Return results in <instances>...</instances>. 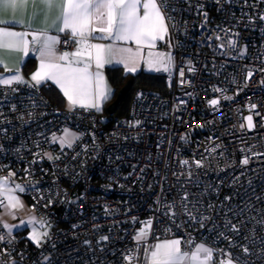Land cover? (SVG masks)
<instances>
[{"label": "built area", "instance_id": "1", "mask_svg": "<svg viewBox=\"0 0 264 264\" xmlns=\"http://www.w3.org/2000/svg\"><path fill=\"white\" fill-rule=\"evenodd\" d=\"M167 3L158 49L171 53L172 69L161 93L133 90L126 116L104 120L94 109L55 105L38 87L0 86V178L24 186L16 194L49 226L38 247L0 222V264H147L145 250L172 239L185 251L205 243L216 261L225 250L242 264H264V2ZM59 40L57 53L74 48L67 33ZM65 130L79 137L72 147L58 141ZM189 213L207 217L204 227Z\"/></svg>", "mask_w": 264, "mask_h": 264}, {"label": "snow or ice", "instance_id": "2", "mask_svg": "<svg viewBox=\"0 0 264 264\" xmlns=\"http://www.w3.org/2000/svg\"><path fill=\"white\" fill-rule=\"evenodd\" d=\"M34 3L41 6V11L50 8H57L58 15L53 21V28L59 33H67L70 40L75 42L77 48L74 52H64L56 55L55 46L60 43L59 37L56 35H49L48 29L38 30L32 34V40L26 41L24 38L26 33L11 32L7 29L0 28V38L4 36L16 37L18 40L19 50L23 51L25 55L29 51V43L36 45L33 51L39 53L40 63L37 71L30 76L29 83L23 76L19 74L20 69L17 67L16 74L9 78L0 77V85L10 86L13 84H24L31 88L41 86L45 81H52L57 85L63 95L67 98L69 108L80 107L88 110H101V105L106 102L113 94V90L108 86L102 69L105 64L116 63L122 64L126 73H134L139 67L137 59L139 50L143 46L154 48L156 42L164 40L168 35V17L165 16V11L168 8L167 0H33ZM264 2V0H259ZM25 0H0V13L8 9H18L23 6ZM205 17L207 14H204ZM259 20L264 21V14L259 15ZM19 23V21H14ZM0 23H8V21L0 20ZM230 30H225L228 33ZM99 34V35H94ZM235 35V34H232ZM90 39H98L101 41H110V43H89ZM217 40L223 38L219 35L215 37ZM118 42L135 43L137 45L136 53L133 49L127 47H116ZM63 43L68 44L69 41ZM83 45V49L80 47ZM171 47V45H169ZM229 48H236L237 42L232 39L227 40ZM221 48L224 47L222 43ZM119 55V59H115ZM243 55V52H241ZM75 58V59H73ZM149 71H165L169 72L173 66V57L171 53L149 52L148 58L144 61ZM189 71L192 69L189 68ZM10 71V70H9ZM181 77L184 71L180 72ZM252 76V72L248 73V77ZM183 83V80H182ZM215 91L219 92L221 89L217 88ZM140 95L138 94L137 99ZM224 99H232L231 97H224ZM220 103L218 99L209 101V104L216 106ZM255 108V105H251ZM247 121V126L251 130L253 125L252 116L244 118ZM140 122L136 121V125ZM134 126V125H133ZM242 128L243 124L240 125ZM54 141L56 139L53 134ZM79 139L65 130V134L59 137L61 146L72 147L73 142ZM217 147H219L217 145ZM215 150V149H213ZM45 155H48L47 153ZM49 159H53L48 155ZM181 165H187L189 162L180 161ZM197 168L202 166L201 161H194ZM242 165L249 163L248 158L240 161ZM14 173H9L13 176ZM7 178H0V197L8 201V206L16 209L22 208L23 203L13 193L15 191L24 192V186L15 185L14 188L9 189L5 185ZM187 199V196H185ZM227 199V198H226ZM2 203V201H0ZM51 203V201H49ZM171 215H175L172 213ZM189 218L200 223L204 227V220L207 217L201 216L199 219L189 213ZM37 223L36 217H29L27 221L21 220L16 227L19 228L25 225H35ZM43 231H37L33 227L29 234L30 239L38 247L43 239L49 236L47 231V221H38ZM151 221L147 224L150 226ZM3 227L7 229L9 235L12 234V227L4 224ZM233 232L239 233V228L236 225H230ZM224 239L229 240V246L232 241L224 236V233L219 234ZM147 230L142 228L140 232L134 237L139 242L145 239ZM4 237L0 236V240ZM102 239H108L103 237ZM149 252L148 264H214V257L217 251L205 243H198L191 251H184L181 247V240L174 239L166 241L163 244H157L154 249H146ZM243 255L249 254V248L244 246L242 249ZM220 254L227 257L219 261V264H242L243 257L232 258L231 253L225 250H220ZM125 260L130 257L125 256Z\"/></svg>", "mask_w": 264, "mask_h": 264}, {"label": "crops", "instance_id": "3", "mask_svg": "<svg viewBox=\"0 0 264 264\" xmlns=\"http://www.w3.org/2000/svg\"><path fill=\"white\" fill-rule=\"evenodd\" d=\"M58 15V10L57 8L53 7L50 9H46L44 11H41V6L39 4H36L33 2V0H25V3L23 6L19 7L18 9H8L2 13H0V20L8 21V23H0V28L7 29L8 31L11 32H17V33H26L27 35L25 36V40L30 42L32 40V34L36 33L38 30L41 29H48V34L49 35H56L59 37L61 33L55 30L53 28V21L56 19V16ZM14 21H19V23H16ZM94 35H99V34H94ZM163 40H159L156 42V45L154 48H148L147 46H143L140 48L137 59L139 61V67L136 72H146V73H154L158 75H162L164 72L163 71H149L148 68L145 67L144 59L146 60L148 58L149 52H162L165 53L162 50L158 49V46ZM89 43H110V41H101L98 39H90ZM116 47H127L133 49V52L136 53L137 51V45L135 43H124V42H118ZM37 47L36 45H32L29 43V51L28 54L25 55L23 51L19 50L18 46V40L16 37H9V36H4L0 38V77L3 78H9L12 75L16 74V69L19 67L20 72L19 74L23 76V78L28 81L29 83H32L30 81V76L32 73L37 71L40 59H39V53L36 51H33L32 49ZM83 49V45L80 46ZM77 48L76 43L74 42V48L69 51L74 52ZM56 52V51H55ZM56 55H60V53L56 52ZM75 59V58H73ZM115 59H119V55L116 56ZM30 61L32 64V68L30 72L26 75L22 73V66L26 61ZM108 68H119L122 73L124 74H133V73H126L124 71V67L122 64L116 63L115 60L113 63L110 64H105L104 68L101 70L102 74L108 84V86L111 88L107 77H106V70ZM10 70V71H9ZM134 72V73H136ZM47 84L54 89H56L58 96L61 98V106L65 108H69V104L67 101V98L63 95V93L60 91L59 87L55 85L52 81H45L43 82L42 85ZM40 87V86H38ZM52 88V89H53ZM112 89V88H111ZM54 92V91H53ZM106 105V102H103L101 105V110L102 112L104 110V107ZM78 107V106H77ZM108 107V106H107ZM115 114V113H114ZM113 114V115H114ZM111 116V115H109ZM9 189H12L10 187H7ZM17 197H19L16 194V191L13 193ZM20 198V197H19ZM0 201L4 205H8V201L4 199L3 197H0ZM1 207V203H0ZM174 240V239H172ZM166 241H171V240H160L156 242L151 249H154V246L157 244H163ZM182 247V245H181ZM182 250H184L182 248ZM185 251V250H184ZM150 255V253H149ZM148 255V257H149ZM148 264V260H147ZM214 264H219V261H216L214 259Z\"/></svg>", "mask_w": 264, "mask_h": 264}, {"label": "trees", "instance_id": "4", "mask_svg": "<svg viewBox=\"0 0 264 264\" xmlns=\"http://www.w3.org/2000/svg\"><path fill=\"white\" fill-rule=\"evenodd\" d=\"M31 68V62L29 60L26 61V63H24L22 66V73L27 75ZM106 77L113 90V94L106 101L104 110L102 112L98 111L101 113V116L106 115V118L110 117L106 113L107 106L114 102L118 91L124 86L125 83L130 82L131 87L118 103L116 112L114 114L115 116H126L128 114L130 109L131 94L136 87H146L158 93H161L163 89V74L158 75L142 71L133 74H124L119 68H108L106 70ZM38 88L51 103L61 106V98L58 96L56 89L47 84L41 85Z\"/></svg>", "mask_w": 264, "mask_h": 264}, {"label": "rangeland", "instance_id": "5", "mask_svg": "<svg viewBox=\"0 0 264 264\" xmlns=\"http://www.w3.org/2000/svg\"><path fill=\"white\" fill-rule=\"evenodd\" d=\"M144 61H145V59H144ZM146 67H147V65H145L144 68H146ZM163 72H165V71H163ZM0 86H5V85H0ZM102 118L105 120L106 115L105 116L103 115ZM71 134L75 135L74 133H71ZM6 187H8V186L6 185ZM19 199L23 203L22 208L13 209V208L9 207L8 205H4L3 203H1L0 222H1L2 226L4 224H8L9 226H11L12 227V234L14 232H17V231H24L23 236H24L25 240L27 242H30L31 244H34L30 239H28V236L32 232L33 227H35L37 231H43V229H41V227L38 223V221L41 219L38 218L35 209L30 204H28V202L23 197H20ZM33 216L36 217V219H37V223L35 225L29 224V225L21 226L19 228L16 227L17 225L20 224L21 220L27 221L29 219V217H33ZM48 229H49V226L47 227V231H48ZM5 230H6V233L9 234L7 229H5ZM139 232H140V230H139ZM34 245H36V244H34Z\"/></svg>", "mask_w": 264, "mask_h": 264}, {"label": "water", "instance_id": "6", "mask_svg": "<svg viewBox=\"0 0 264 264\" xmlns=\"http://www.w3.org/2000/svg\"><path fill=\"white\" fill-rule=\"evenodd\" d=\"M131 87L130 82H127L124 84V86L118 91L116 99L114 100L113 103H111L110 105H108V107L106 108V113L108 115H113L116 112L118 103L120 102V100L125 96V94L129 91Z\"/></svg>", "mask_w": 264, "mask_h": 264}]
</instances>
